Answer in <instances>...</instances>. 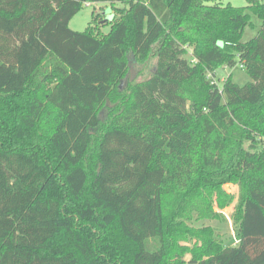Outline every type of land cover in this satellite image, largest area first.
Instances as JSON below:
<instances>
[{
  "label": "trees",
  "instance_id": "trees-1",
  "mask_svg": "<svg viewBox=\"0 0 264 264\" xmlns=\"http://www.w3.org/2000/svg\"><path fill=\"white\" fill-rule=\"evenodd\" d=\"M214 1L0 0V264H264V2ZM234 199V246L187 225Z\"/></svg>",
  "mask_w": 264,
  "mask_h": 264
},
{
  "label": "rangeland",
  "instance_id": "rangeland-1",
  "mask_svg": "<svg viewBox=\"0 0 264 264\" xmlns=\"http://www.w3.org/2000/svg\"><path fill=\"white\" fill-rule=\"evenodd\" d=\"M262 1L264 2V0ZM215 3H219L221 5H230L232 7H245L247 6L248 1L215 0L213 4ZM116 7L122 8L124 7V4L119 3L116 5ZM113 13L114 12H112L111 7L108 4L98 3L94 5L88 3V6L82 5L80 11L70 20L69 28L75 32H84L90 24L93 26L97 24L100 33L107 34L110 30V24L108 23L113 20ZM93 15H98L96 23L93 22ZM254 35L255 30L246 29L242 36V41H248ZM156 51V47L153 46L145 56L135 57L132 53H128V58L130 59V71L128 74L131 79L140 81L147 79L150 76L151 70L155 66L156 62ZM229 76L231 80L239 86H243L246 83L252 81L249 75H247V73L240 67L239 63H236V65L231 69L218 67L215 70L214 80L218 86L221 87L223 80ZM222 188L227 194L237 196L236 186L232 184H225ZM236 204V199H234L229 204V206L221 209L214 203L212 206V213H218L220 216L216 217L209 215V218L207 219H194L187 223V225L193 228L210 227L212 230V236L218 243H221L224 246H234L236 244V239L235 227L232 221V213ZM186 259L188 260L189 256H186Z\"/></svg>",
  "mask_w": 264,
  "mask_h": 264
},
{
  "label": "built area",
  "instance_id": "built-area-1",
  "mask_svg": "<svg viewBox=\"0 0 264 264\" xmlns=\"http://www.w3.org/2000/svg\"><path fill=\"white\" fill-rule=\"evenodd\" d=\"M85 5H87V6H88V3H87V4H85Z\"/></svg>",
  "mask_w": 264,
  "mask_h": 264
},
{
  "label": "water",
  "instance_id": "water-1",
  "mask_svg": "<svg viewBox=\"0 0 264 264\" xmlns=\"http://www.w3.org/2000/svg\"><path fill=\"white\" fill-rule=\"evenodd\" d=\"M112 18V17H111Z\"/></svg>",
  "mask_w": 264,
  "mask_h": 264
}]
</instances>
